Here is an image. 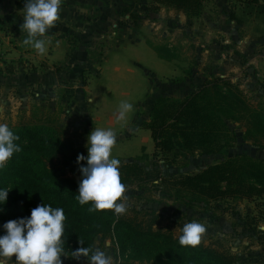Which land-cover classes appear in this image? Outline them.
Returning a JSON list of instances; mask_svg holds the SVG:
<instances>
[{
  "label": "trees",
  "instance_id": "obj_1",
  "mask_svg": "<svg viewBox=\"0 0 264 264\" xmlns=\"http://www.w3.org/2000/svg\"><path fill=\"white\" fill-rule=\"evenodd\" d=\"M159 7L183 12L187 19L198 18L204 0H152ZM25 0H16L23 9ZM155 6V5H153ZM156 53L160 48L155 49ZM11 72V70H8ZM245 122V138L264 140V111L253 109L229 80L211 77L202 87L182 100L158 97L149 111L147 129L154 143L152 158L166 165L176 163L184 154H221L233 138L227 124ZM19 136L22 151L15 153L5 169H0V189H7L6 201L0 203V231L3 224L30 216L40 204L63 208L67 252L92 246L95 237H111L118 251L127 259L152 264H236L234 257L198 245L181 246L169 233L145 228L133 218L117 217L113 210L89 213L91 202L81 206L75 197L78 183L51 170L56 161L70 172L79 174L87 156L61 138L56 128L46 124L9 126ZM121 182L138 183L184 193L198 203L220 198L251 199L264 193V163L246 155H236L211 165L197 174L162 176L160 170H143L135 164L119 166ZM157 182V184H154ZM86 260V258H81Z\"/></svg>",
  "mask_w": 264,
  "mask_h": 264
},
{
  "label": "rangeland",
  "instance_id": "obj_2",
  "mask_svg": "<svg viewBox=\"0 0 264 264\" xmlns=\"http://www.w3.org/2000/svg\"><path fill=\"white\" fill-rule=\"evenodd\" d=\"M162 8L184 15L183 12L171 8ZM158 9L152 6L150 13L154 15ZM165 16L170 19L167 12ZM174 18L177 20L174 24H165L166 21H163L167 28L163 24L160 25L159 32L162 35L156 38L160 44L169 41L168 43L172 45V48L158 47L160 52L157 54L164 58L173 57L175 60L173 66L162 62L156 78L151 72L146 71L144 75L145 71L142 69L129 66L132 71L129 74L135 75V79L132 76L129 83L120 82L118 86L104 83L105 87L99 92L103 95L95 104L88 100L87 93L83 94L84 96L81 94L75 96L74 93L67 95L64 89L54 96L29 86L14 90L12 99L5 103L0 102V123L8 126L27 124L52 126L57 129L67 145L83 152H87V137L93 129H112L117 135V141L112 149L111 158L119 159L120 166L135 164L143 170L158 169L165 178L180 174H197L208 166L219 164L236 155H246L264 163V140L246 139L245 122L227 124L233 141L221 154H184L176 163L169 166L152 158L154 143L147 124L150 107L155 99L170 97L182 100L197 92L206 80L218 77L214 73L217 69L203 65L202 61L197 63L203 52L194 50L184 21ZM16 61L25 65L30 63L29 60L21 58H17ZM22 67L28 72L36 69L34 66ZM17 68L20 66L16 65ZM81 78L85 81L89 76L83 74ZM231 84L238 88L236 84L232 82ZM238 90L250 107L264 111V102L254 104L250 96L246 98L247 94L239 88ZM121 101H128L134 105V112L130 113L127 124L116 118ZM50 168L62 177L75 180L79 185L82 177L70 172L60 162L52 163ZM125 186L124 196L128 205L125 217L137 220L145 228L169 233L175 239H179L180 229L185 222L196 220L207 229L200 245L231 255L235 258L236 264H264V193L251 199L220 198L198 203L189 201L184 193L178 194L174 190L165 189L164 186L147 185L143 188L138 183ZM4 234L6 231L3 228L0 236ZM92 246L107 251L113 256L116 264H152L127 259L118 251L115 240L111 237L97 236L93 239ZM61 259L63 264H87L86 260H75L70 256H62ZM9 264H15V256L11 258Z\"/></svg>",
  "mask_w": 264,
  "mask_h": 264
},
{
  "label": "crops",
  "instance_id": "obj_3",
  "mask_svg": "<svg viewBox=\"0 0 264 264\" xmlns=\"http://www.w3.org/2000/svg\"><path fill=\"white\" fill-rule=\"evenodd\" d=\"M15 1L0 0L1 103L14 96L12 91L29 86L51 93L49 96L62 89L67 95L87 93L95 104L103 95L99 92L104 83L118 86L135 77L129 74V66L142 69L144 75L151 72L156 78L162 62L173 66L175 60L155 52L160 46L172 48L169 41L160 44L157 38L162 35L159 29L163 21L174 24V17L184 21L194 50L203 52L197 63L202 61L217 69L214 73L218 77L236 84L252 103L264 102L261 0H204L201 15L194 19L162 7L152 15L150 8L158 6L152 0H63L60 19L48 33L52 42L44 55L22 44L26 36L20 30L23 11L16 9ZM17 58L30 63L22 64ZM22 66L36 69L28 72ZM83 74L89 76L85 81Z\"/></svg>",
  "mask_w": 264,
  "mask_h": 264
},
{
  "label": "clouds",
  "instance_id": "obj_4",
  "mask_svg": "<svg viewBox=\"0 0 264 264\" xmlns=\"http://www.w3.org/2000/svg\"><path fill=\"white\" fill-rule=\"evenodd\" d=\"M63 0H25L23 22L20 30L26 33L22 44L44 55L51 44L49 31L59 21ZM134 105L121 101L117 120L128 123ZM19 136L11 128L0 123V169H5L15 153L22 151L16 143ZM117 135L112 129H93L87 137V156L78 155L77 163L86 160L81 166V180L75 199L83 206L91 202L89 213L113 210L119 217L128 210L126 186L121 182L119 166L121 161L111 158ZM7 189H0V203L6 201ZM117 201H120L117 203ZM67 217L63 208L40 204L31 210L30 216L9 220L3 224L6 234L0 236V264H9L15 256V264H63L61 259H87V264H116L112 255L99 247L83 246L67 252L62 238L65 234L64 222ZM179 244L195 248L206 233V226L196 220L185 222L180 229Z\"/></svg>",
  "mask_w": 264,
  "mask_h": 264
},
{
  "label": "built area",
  "instance_id": "obj_5",
  "mask_svg": "<svg viewBox=\"0 0 264 264\" xmlns=\"http://www.w3.org/2000/svg\"><path fill=\"white\" fill-rule=\"evenodd\" d=\"M264 3V0H261Z\"/></svg>",
  "mask_w": 264,
  "mask_h": 264
}]
</instances>
